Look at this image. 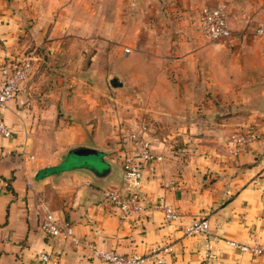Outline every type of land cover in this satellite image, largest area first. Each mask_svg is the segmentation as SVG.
Wrapping results in <instances>:
<instances>
[{"label":"crops","instance_id":"obj_1","mask_svg":"<svg viewBox=\"0 0 264 264\" xmlns=\"http://www.w3.org/2000/svg\"><path fill=\"white\" fill-rule=\"evenodd\" d=\"M220 2L227 4L232 33L241 30L244 37L236 47H259L246 36L250 28L263 27L262 49L255 51L262 53L264 66V0H0V70L7 62L33 58L18 99L5 108L12 135H0V264H46L42 252L51 253L60 264H104L94 247L132 253L162 243L172 245L164 264H264L263 255L239 251L226 242L264 243V111L262 118L249 116L233 126V116L211 118L218 106L210 99L200 106L187 104L188 91L181 85L187 78H214L220 50L232 47L197 35L190 20L201 6ZM255 20L260 22L256 27ZM114 73L138 84L127 95L124 89L115 94L146 101L131 110L117 105L116 113L106 117L108 104L99 96L92 98L99 89L85 83ZM58 77L68 79L73 88L44 85L46 79ZM158 79H168L167 85H159ZM209 86L213 88L211 82ZM36 92L48 95L45 104L27 102L28 94ZM159 98L164 102H156ZM60 104L70 119L50 135L46 128L55 123ZM29 107L41 116H29ZM107 120L115 125L113 134L93 129L106 126ZM145 123L153 150L164 158L144 162L140 192L146 211L121 222L104 189L122 187L119 160L126 135ZM157 124L178 130V135L168 134L171 137L200 144L170 155L166 136L151 131L150 125ZM188 127L196 133L184 132ZM248 130H259L260 136L233 154L231 138ZM70 146L112 151L107 158L113 171L95 176L72 169L37 180L36 172L60 163L62 150ZM41 201L62 224L73 226L74 237L49 236L42 230ZM164 202L180 212L178 220H164L155 207ZM202 217L210 221V235L185 234V226ZM208 240L214 244L211 257L205 255Z\"/></svg>","mask_w":264,"mask_h":264},{"label":"built area","instance_id":"obj_2","mask_svg":"<svg viewBox=\"0 0 264 264\" xmlns=\"http://www.w3.org/2000/svg\"><path fill=\"white\" fill-rule=\"evenodd\" d=\"M199 28L203 35L210 40L229 37L232 30L229 24L228 8L225 2L213 5H203L198 17ZM257 32L262 33L263 27L258 26ZM126 51H129L126 48ZM33 68V58L27 55L16 62L5 63L0 70V135L8 137L12 135V129L5 118V108L11 99L19 93L22 82L27 78ZM147 125H142L139 130H132L126 136L123 157L119 162L124 170L122 187H108L104 189V196L112 202L119 213V219L124 222L130 216L140 217L147 208L146 201L140 192L143 184V165L145 161L158 162L164 156L153 150L151 140L146 136ZM260 136L259 130H248L246 133L234 135L231 138L230 150L233 154H239L252 141ZM43 210L41 228L49 236L64 234L74 237V228L70 223L62 224L56 213L49 209L46 201H41ZM163 212L164 220L174 221L180 218V212L170 203L164 202L155 205ZM184 232L187 235H210L211 224L207 217L197 218L188 223ZM227 244L239 251L253 255L264 256V243L257 239L252 241H240L226 239ZM214 244L212 240L206 243V257L213 254ZM172 250L168 243L158 244L144 252L122 253L115 249L94 247V254L101 257L104 264H164L166 254ZM41 259L46 264H60L59 260L49 252H42Z\"/></svg>","mask_w":264,"mask_h":264},{"label":"rangeland","instance_id":"obj_3","mask_svg":"<svg viewBox=\"0 0 264 264\" xmlns=\"http://www.w3.org/2000/svg\"><path fill=\"white\" fill-rule=\"evenodd\" d=\"M202 7V6H201ZM200 7V8H201ZM200 8H198L197 11H195L192 16L190 17L194 24L195 29L197 30V35L207 38L203 35L199 28V22L198 17L200 14ZM260 22H255L252 24V26L256 27ZM247 39H251L254 42L257 43L258 46L252 47L253 49L251 51H245L242 47H236L235 44L239 43L238 40H243V35L241 33V30L234 31L229 37L226 38H220L212 41H225L226 43H232V47H230L225 52H221L220 50V63H219V71L218 75H216L214 78H201V79H183L181 81L182 87L187 89V94L185 96L187 104H193L195 106H200L203 104H206L209 99L212 103L216 104L218 106V110L213 113V116L211 118H216L218 120H221V118H229L233 116V121L235 122L233 126L238 125L237 123L242 122L249 116H256L258 118H262V112L264 111V66H262V53L258 54L255 49L257 48L262 49V33L257 32V30H254L253 28H250L249 31H247ZM208 39V38H207ZM210 40V39H209ZM235 65V68H233ZM240 65L241 68H237ZM243 67V68H242ZM233 68V69H232ZM263 69V70H262ZM113 75H119V74H111ZM231 75V76H230ZM120 76V75H119ZM122 85L117 86L114 88L112 83L110 82V77H104L100 79H87L86 86L87 88L91 89H99L94 90L98 91L99 93L96 95H92V98H95L99 96L101 100L104 101V104L107 105L106 109V117L110 116V113L113 112V114L116 113V110L118 109L117 105L120 104H126L127 108L131 110L135 104L145 102L143 98H139V100H130L124 98V94H121V92L117 93L118 91H125V94L127 92L130 93L134 91L138 84H134L136 79L132 78H124L121 77ZM166 80L168 79H158L157 83L159 85H167ZM172 80V79H171ZM175 80V79H174ZM179 81L178 79H176ZM67 82V83H66ZM210 82L212 85V89L210 88ZM68 79L58 77L55 79H49L45 80L44 85L48 88L53 87L55 85L59 86L60 88H63L65 86L66 88H73L72 85H68ZM72 86V87H71ZM84 86V85H83ZM191 88V92H189V89ZM103 89V90H102ZM101 91H105L102 93ZM126 94V95H127ZM18 95V94H17ZM16 95V97H17ZM15 97V98H16ZM48 97L47 94L44 93H32L28 94L27 96V102L33 101L32 103H40L45 104L46 98ZM121 98H124L122 100ZM158 98V97H157ZM18 99V97L16 98ZM18 103H22L24 106L26 102L24 100H17ZM150 101V100H149ZM124 102V103H123ZM151 102V101H150ZM156 102L162 103L163 100L156 99ZM31 107L32 105L29 104ZM27 110L29 113V116L36 118L41 116V111L30 109ZM103 108V107H101ZM159 108V107H158ZM162 108V107H160ZM39 112V115L37 114ZM88 113V111H85ZM160 114H163L162 111H157ZM68 110L65 108V105H58L57 109L54 112L55 117V123L53 126H49L46 128L48 134H53L54 131L60 126L64 125L68 119H70L68 115ZM93 114L95 112L93 111ZM111 115V117L113 116ZM98 116L94 115L92 116V119H97ZM240 121V122H238ZM107 120L106 126L98 127L97 125L93 126V129L100 128V130L107 131V135H110L113 131V128L115 125H112L108 123ZM108 125V126H107ZM150 125L151 131H159L161 136H166V142L168 146L170 147V155H175L179 151H190V148L197 147L200 142H194L191 140H184L183 138L179 137H171L168 134L171 133H177L178 130H172L173 127H170V125ZM184 132L195 134L196 130L191 129V127H188ZM204 133V131L202 132ZM113 134V133H112ZM46 141V140H45ZM107 143L110 145L112 143V138L110 136H107ZM206 144V142H205ZM78 147H66L62 150L63 155L68 153L70 149ZM106 151V150H105ZM109 154H112V151H106ZM169 154V153H168ZM94 156H90V158H93ZM78 159L85 160L87 158L85 157H76ZM88 158V159H90ZM109 159V158H108ZM67 163H71L70 160L67 161ZM114 184V183H112ZM111 184V185H112Z\"/></svg>","mask_w":264,"mask_h":264},{"label":"water","instance_id":"obj_4","mask_svg":"<svg viewBox=\"0 0 264 264\" xmlns=\"http://www.w3.org/2000/svg\"><path fill=\"white\" fill-rule=\"evenodd\" d=\"M110 82L114 87L121 86V76H110ZM90 156H94L90 158ZM76 157H85L80 160ZM90 158V159H88ZM70 160L71 163H67ZM114 164L107 158V152L94 146H78L70 149L68 153L62 156L60 163L46 166L36 172V179L46 178L52 174H57L65 170L85 169L95 176H105L113 171Z\"/></svg>","mask_w":264,"mask_h":264}]
</instances>
